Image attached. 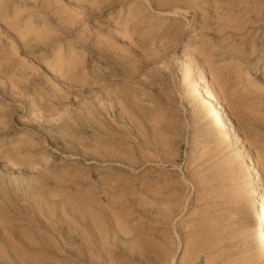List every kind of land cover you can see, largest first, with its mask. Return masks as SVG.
I'll list each match as a JSON object with an SVG mask.
<instances>
[{
    "label": "rangeland",
    "instance_id": "1",
    "mask_svg": "<svg viewBox=\"0 0 264 264\" xmlns=\"http://www.w3.org/2000/svg\"><path fill=\"white\" fill-rule=\"evenodd\" d=\"M156 1L0 0V213L19 232L39 228L38 238H49L42 244L55 253L37 260L87 264L91 211L104 222L106 264H167L166 253L179 263L187 232L202 222L203 232L220 241L221 257L210 264H264L252 228L254 217L264 221V123L238 119L230 107L245 103L244 115L264 119V36L253 52L245 37L228 38V27L218 31L228 12L262 22L264 0H178L179 15L156 9ZM124 21L135 28L128 35ZM195 81L226 117V130L217 131L226 142L217 150L202 109L205 94L188 91ZM128 88L134 93L126 102ZM119 99L134 123L120 115ZM35 245L36 253L45 250Z\"/></svg>",
    "mask_w": 264,
    "mask_h": 264
},
{
    "label": "bare ground",
    "instance_id": "2",
    "mask_svg": "<svg viewBox=\"0 0 264 264\" xmlns=\"http://www.w3.org/2000/svg\"><path fill=\"white\" fill-rule=\"evenodd\" d=\"M152 1H154V0H149V2H152ZM242 1V0H241ZM247 1V0H246ZM92 2V1H91ZM156 3H157V5H159L156 9H159V10H162V11H167V12H171V13H173V14H175V15H179V14H181V11H180V9H181V6H179V2H178V0H168V2H164V0H160V1H156ZM167 3V4H166ZM221 3H223L222 1H221ZM255 3H257V2H255ZM254 3V5L252 4V5H250L251 6V9H255V8H257L258 7V5L257 4H255ZM249 4V3H248ZM218 5V4H217ZM227 5V4H226ZM225 5V6H226ZM232 5V4H231ZM228 6H230V5H228ZM233 6V5H232ZM231 6V7H232ZM95 7H96V5H95ZM101 7V6H100ZM170 7V8H169ZM91 8V7H90ZM248 8L250 9V7H248V6H246V8L244 9V10H248ZM261 8V7H260ZM92 9V8H91ZM223 9V8H222ZM88 10V9H87ZM171 10V11H170ZM221 11H223V10H221ZM224 12V11H223ZM249 12H250V10H249ZM208 14V13H207ZM248 14H250V13H248ZM252 14V13H251ZM254 14V13H253ZM237 15V14H236ZM264 15V14H263ZM218 16V15H217ZM253 17V16H252ZM237 17L234 15V14H231V13H229L228 12V18L227 19H224L223 21H224V23H226V24H224L221 28L219 27V29H218V31L219 32H221V31H224V29H225V27H228V33H229V36H228V38H233L234 39V37H237V38H239V37H241V38H243V37H245V38H243V39H241L242 41L241 42H243L242 44H249V43H252V51L253 52H255L256 51V48H255V41H257V39H258V37H261V36H264L263 34H264V20H262V22L260 21H254V20H248V19H241V20H237L236 19ZM254 18V17H253ZM263 19H264V16H263ZM16 22V21H15ZM204 23V22H203ZM161 25H162V23H161ZM253 29V30H252ZM121 30L124 32L123 34L124 35H128L130 32L129 31H133V30H135V28H132V29H130V28H128L127 27V22L126 21H124L123 22V24H122V28H121ZM252 30V31H251ZM256 31H258V33L260 32V34H257V33H255ZM218 32V33H219ZM227 32V31H226ZM19 33V32H18ZM224 33V32H223ZM200 34V33H199ZM116 35V34H115ZM257 36L255 39H253V41L251 42V38L252 37H254V36ZM22 38V37H21ZM24 39V38H23ZM159 39V38H158ZM174 39V38H173ZM26 40V39H25ZM24 40V41H25ZM38 40V39H37ZM37 40H35V41H37ZM162 40V39H161ZM34 41V42H35ZM144 41V40H143ZM39 42V41H38ZM41 42V41H40ZM160 42V41H159ZM222 42V41H221ZM30 43V42H29ZM39 44H41V43H39ZM47 44H48V42H47ZM158 44V43H157ZM210 44V43H209ZM225 45H223V46H228V45H230V43L228 42V41H226L225 43H224ZM49 45V44H48ZM197 46V45H196ZM203 47V46H202ZM229 53V52H228ZM190 55V54H189ZM187 56V55H186ZM182 57V56H181ZM195 57V56H194ZM187 58V57H186ZM209 58V57H208ZM189 59V58H188ZM256 59V58H255ZM192 61V60H191ZM55 62V61H54ZM69 62H72V60H68V63ZM132 63V62H131ZM181 63H185V60H181ZM193 63V62H192ZM204 64V63H203ZM202 65V64H201ZM218 65V64H217ZM227 65V64H226ZM195 66V65H194ZM256 66H258V63H252V67L254 68V67H256ZM71 67V66H70ZM129 67V66H128ZM217 67V66H216ZM195 68V67H194ZM205 68V67H204ZM207 68V67H206ZM132 69V68H131ZM208 69V68H207ZM227 69V68H226ZM238 69V68H237ZM215 70H217V69H215ZM167 71H168V69H167ZM208 71H209V69H208ZM233 71H235V68L233 67ZM262 72H264V65H263V68H262V70H261ZM80 72H81V70H80ZM96 72V71H95ZM56 73H58V72H55V74ZM59 73H61V72H59ZM82 73V72H81ZM100 73V72H99ZM166 73V72H165ZM164 73V74H165ZM233 73V72H232ZM232 73H228L229 75L230 74H232ZM214 74V73H213ZM228 74H227V76H228ZM240 74V73H239ZM197 75V74H196ZM206 75V74H205ZM129 76H130V74H129ZM138 76V75H137ZM194 76V75H193ZM213 76H215V75H213ZM231 76V75H230ZM64 77V76H63ZM132 77V76H131ZM135 77V76H134ZM168 78V77H167ZM208 78H209V76H208ZM213 78V77H212ZM247 78V77H246ZM97 79V77L95 76L94 77V80H93V78H92V80H91V82H90V85L92 84V83H94V81ZM99 80V79H98ZM144 80V79H143ZM215 80H216V78H215ZM247 80V79H246ZM65 81V80H64ZM209 81V80H208ZM239 81V80H238ZM258 81V80H257ZM52 82V81H51ZM247 82H248V80H247ZM252 82H254V81H252ZM146 83V82H145ZM182 84V83H181ZM203 84V83H202ZM222 84V83H221ZM238 84H240V83H238ZM237 84V85H238ZM98 85V84H97ZM145 85V84H144ZM252 85V84H251ZM224 86V85H223ZM204 87V86H203ZM67 88V87H66ZM180 88V87H179ZM190 88V90H188V91H190V93H193V94H205V103L203 104V107H202V109H203V111H205V113H207L208 114V116H209V118H208V122H207V126H208V134L209 135H211L212 136V140H213V143H214V150H217V149H219V147L220 146H222L226 141V139H224V137H225V135L224 134H218V130H220L222 127H223V131L224 130H226V128H227V125H226V121L224 120L225 118H222V113H221V110L219 109V106L217 105V103L215 102V96H213L212 94H211V92H208V91H202V85H200V83H199V81H195L194 83H193V85L191 86V87H189ZM144 89V88H143ZM235 89H236V87H235ZM60 90V89H59ZM64 90V89H63ZM185 90V89H184ZM248 90V89H247ZM187 91V90H186ZM239 91V90H238ZM243 91H245L244 89H243ZM133 93H134V90L133 89H127V92H125L124 93V98H125V101L126 102H128V101H130L131 100V96L133 95ZM180 93V92H179ZM236 93H237V91H236ZM239 93V92H238ZM112 96V95H111ZM252 96V95H251ZM144 97V96H143ZM145 97H147V96H145ZM144 97V98H145ZM140 98H142V97H140ZM139 98V99H140ZM146 99V98H145ZM145 99H144V101H145ZM170 99V98H169ZM252 99V98H251ZM250 99V100H251ZM133 100V99H132ZM143 100V99H142ZM235 99H234V97H233V101H234ZM237 100V99H236ZM249 100V99H248ZM162 101H164V100H162ZM254 101V100H253ZM104 102V101H103ZM142 102V101H141ZM140 102V103H141ZM247 102V101H246ZM252 102V101H251ZM143 103V102H142ZM141 103V104H142ZM253 103V102H252ZM109 104V103H108ZM141 104H139L140 106H141ZM147 104V103H146ZM243 104H245V103H243ZM243 104L242 103H238V102H233V104H232V106H230V107H232V110H233V113L238 117V119H244L245 120V122H249V124H252V122L253 121H255V122H257V123H260V124H262V123H264V119H250L249 117H247L246 115H244L243 113H242V111H241V107L243 106ZM248 104V103H247ZM254 104V103H253ZM255 104H256V101H255ZM100 105H102V104H100ZM115 106L117 105V109H118V111L120 112V115L123 117V119L124 118H126V119H128V120H130V122H132V123H134L135 122V117H134V115H132V113H131V111L129 110V107L130 106H128V103L126 104V103H124V102H122V100L121 99H119V100H117V102H116V104H114ZM124 105H125V107H124ZM148 105V104H147ZM170 105H172L171 103H170ZM143 106V105H142ZM251 106V105H250ZM144 107V106H143ZM142 107V108H143ZM134 108V107H133ZM148 108V107H147ZM151 108V107H150ZM113 109V108H112ZM140 109V108H139ZM112 111V110H111ZM143 111V110H142ZM151 111V110H150ZM224 111V110H223ZM113 112V111H112ZM115 112V111H114ZM119 112H117V115H118V113ZM148 112H149V110H148ZM162 112V111H161ZM247 112V111H246ZM261 112V111H260ZM110 113V112H109ZM108 113V114H109ZM254 113V112H253ZM114 114V113H113ZM116 114V113H115ZM135 114H136V112H135ZM137 114H138V112H137ZM140 114V113H139ZM161 114V113H160ZM159 114V115H160ZM262 114V113H261ZM116 115V116H117ZM158 115V116H159ZM254 115V114H253ZM259 115V114H258ZM140 116V115H139ZM154 116V115H153ZM176 116V115H175ZM246 116V117H245ZM255 116V115H254ZM108 117H109V115H108ZM148 117H149V115H148ZM202 116H200V118H201ZM144 118V117H143ZM157 118V117H156ZM159 118H160V116H159ZM158 118V119H159ZM178 118V117H177ZM205 119H206V117H204ZM256 118V117H255ZM137 119V118H136ZM149 119V118H148ZM171 119V118H170ZM157 120V119H156ZM161 120H163V119H161ZM160 119H159V121H161ZM166 120V119H165ZM199 120H201V119H199ZM198 120V121H199ZM227 120V119H226ZM126 121V120H125ZM164 121V120H163ZM170 121V120H169ZM176 121V120H175ZM143 122H144V120H143ZM147 122V121H146ZM145 122V123H146ZM152 122V121H151ZM128 123V122H127ZM126 123V126L128 125ZM137 123V122H136ZM155 123H157V122H155ZM159 123V122H158ZM162 123V122H161ZM161 123H159L158 125H160ZM177 123H178V121H177ZM228 124V123H227ZM146 125V124H145ZM149 125H152V124H149ZM193 125H196V124H193ZM125 126V127H126ZM130 126V125H129ZM154 126V125H153ZM198 126V125H197ZM147 127V126H146ZM152 127V126H151ZM234 127H235V125H234ZM127 128V127H126ZM159 128V127H158ZM167 128V127H166ZM130 129H132V131H133V128H130ZM148 129V128H147ZM236 130H237V128H236ZM256 130V129H255ZM151 131H153V134L155 133V129L153 128ZM250 131V130H249ZM248 131V132H249ZM258 132V131H257ZM134 133V132H133ZM151 133V132H150ZM202 133V132H201ZM234 135V134H233ZM241 135V134H240ZM139 136V135H138ZM159 136V135H158ZM165 136V135H164ZM198 136V135H197ZM258 136V135H257ZM263 136V135H262ZM147 137V136H146ZM172 137V136H171ZM151 138V137H150ZM153 138H155V137H153ZM165 138V137H164ZM242 138V137H241ZM252 138V137H251ZM263 138V137H262ZM140 139V138H139ZM152 139V138H151ZM195 139V138H194ZM235 139V138H234ZM149 140V139H148ZM155 140H156V138H155ZM164 140V139H163ZM252 140V139H251ZM154 141V140H153ZM152 141V142H153ZM157 141V140H156ZM259 141V140H258ZM158 142V141H157ZM235 142H236V140H235ZM141 143V142H140ZM150 143V142H149ZM170 143V142H169ZM154 144V143H153ZM159 144L162 146L163 145V143L161 142V140H160V142H159ZM168 144V143H167ZM169 145V144H168ZM166 146V145H165ZM249 146H251V145H249ZM107 147V146H106ZM154 147V146H153ZM109 148V147H108ZM147 148V147H146ZM155 148V147H154ZM169 148H170V146H169ZM140 149V148H139ZM138 149V150H139ZM144 149V148H143ZM159 149H160V147H159ZM202 149V148H201ZM205 149V148H204ZM161 150H162V148H161ZM152 151V150H151ZM157 151V150H156ZM167 151V150H166ZM202 150H200V152H201ZM207 151V150H206ZM241 151V150H240ZM239 151V152H240ZM164 152V151H163ZM148 153H150V152H148ZM243 153V152H242ZM109 154V153H108ZM118 154V153H117ZM161 154V153H160ZM206 154V153H205ZM208 154H210V153H208ZM240 154H241V152H240ZM244 154V153H243ZM151 155V154H150ZM150 155H149V157H150ZM201 155H203V154H201ZM171 156V155H170ZM119 157V156H118ZM155 157V156H154ZM153 157V158H154ZM160 157V156H159ZM161 157H162V155H161ZM166 157V156H165ZM240 157H241V155H240ZM121 158V157H120ZM140 158V157H139ZM151 158V157H150ZM156 158V157H155ZM171 158V157H170ZM245 158V157H244ZM160 159V158H159ZM243 159V158H242ZM142 160V159H141ZM148 160V159H147ZM155 160H157V159H155ZM166 160V159H165ZM169 159H167V161H168ZM170 160H172V159H170ZM247 160V159H246ZM139 161H140V159H139ZM166 161V162H167ZM173 161V160H172ZM171 161V162H172ZM253 161V160H252ZM144 162V161H143ZM165 162V161H164ZM165 162V163H166ZM258 162V161H257ZM159 163H160V161H159ZM248 164V163H247ZM129 165V164H128ZM189 167V166H188ZM249 167V166H248ZM191 168V167H190ZM248 170V169H247ZM250 170V169H249ZM150 171V170H149ZM144 172V171H143ZM250 172V171H249ZM143 174V173H142ZM254 174V173H253ZM161 175V174H160ZM160 175H158V176H160ZM139 176V175H138ZM157 176V175H156ZM136 178V177H135ZM159 179V178H158ZM169 180V179H168ZM254 180V179H253ZM252 180V181H253ZM143 181V180H142ZM160 182V181H159ZM173 182L175 183V181L173 180ZM134 183V182H133ZM178 183V182H177ZM149 185V184H148ZM147 185V186H148ZM165 185H166V183H165ZM146 186V187H147ZM161 186H162V184H161ZM177 186H178V184H177ZM183 186V185H182ZM139 187V186H138ZM138 187H137V189H138ZM145 187V186H144ZM151 187V186H150ZM155 187V186H154ZM154 187H151V189L153 190L154 189ZM159 187V186H158ZM158 187H155V188H157V190L156 189H154V190H156V191H159L158 189H160V187L158 188ZM163 187V186H162ZM161 187V188H162ZM168 187V186H167ZM148 188H149V186H148ZM147 188V189H148ZM141 190V189H140ZM152 190H150V191H152ZM165 190V189H164ZM169 190V189H168ZM142 191V190H141ZM143 192L145 193V191L143 190ZM155 192V191H154ZM126 193H127V191H126ZM132 193V192H131ZM131 193H127V194H130L131 196H132V194ZM135 193V192H134ZM168 193V192H167ZM140 194V193H139ZM146 194V193H145ZM130 195H128V196H130ZM156 195H161V194H156ZM155 195V193H154V196H156ZM167 195V194H166ZM184 195V194H183ZM142 196H143V194H142ZM136 197V196H135ZM138 197H140L139 195H138ZM138 197L136 198V199H138ZM148 197V196H147ZM160 197V196H159ZM162 197V196H161ZM197 197H199L200 198V196H197ZM196 197V198H197ZM132 198V197H131ZM142 198V200H143V197H141ZM141 198H139L137 201H139ZM144 198H145V196H144ZM163 198V197H162ZM166 199L168 198V195H167V197H165ZM185 198V197H184ZM46 199V198H45ZM50 199V198H49ZM135 199V200H136ZM257 199V198H256ZM147 200V199H146ZM154 200H156L157 201V199H154ZM163 200H165V199H163ZM162 200V201H163ZM199 200V199H198ZM144 201V200H143ZM142 201V202H143ZM149 201V200H148ZM161 201V200H160ZM183 201H185V200H183ZM165 202V201H164ZM164 202H162V204H165ZM136 203H138V202H136ZM178 204H179V202H177ZM134 204H135V202H134ZM149 204H151V202H149ZM148 203H147V206L149 205ZM102 205V204H101ZM138 205H139V207H137V208H143V206H145L146 207V205H145V203H143L142 204V206H140L141 205V203L139 202L138 203ZM175 205V204H174ZM177 205V204H176ZM181 204H179V206H180ZM184 205H185V203H184ZM136 206H137V204H136ZM136 206H134L135 208H136ZM170 206V205H169ZM262 206V205H261ZM103 207V206H102ZM159 207H164V206H160V204H159ZM177 207V206H176ZM181 207V206H180ZM184 207V206H183ZM204 207H205V205H204ZM204 207H202V209L204 208ZM207 207V206H206ZM86 208V207H85ZM166 208V207H165ZM212 208V207H211ZM160 210H161V208H159ZM162 209H164V208H162ZM167 209V208H166ZM184 209V208H183ZM195 209V208H194ZM165 210V209H164ZM178 210V209H177ZM208 209H206L205 208V210L204 211H207ZM137 211V210H136ZM163 211V210H162ZM168 210H166V213L169 215V212H167ZM210 211V210H209ZM106 212V211H105ZM216 212V211H215ZM46 213V212H45ZM86 213V212H85ZM88 214H87V226H88V230H87V232H88V237H89V245H88V248L87 249H85V247H84V249L85 250H87V252H85L87 255V260H86V262H87V264H106V261H105V256H106V254L107 253H109V251H108V249L110 248V246L108 247V245H107V235H106V230H105V227H104V222H103V220L101 219V217H99V216H95V214L93 213V212H91V211H88L87 212ZM107 213V212H106ZM165 213V212H164ZM172 213V212H171ZM201 213V212H200ZM207 213V212H206ZM39 214V213H38ZM78 214V213H77ZM202 214H203V212H202ZM20 215V214H19ZM18 215V216H19ZM79 215V214H78ZM110 215V214H109ZM157 215V214H156ZM199 215V214H198ZM205 215V214H204ZM263 215V218L262 219H264V214H262ZM261 215V216H262ZM40 216V215H39ZM166 216V215H165ZM170 216V215H169ZM63 217V216H62ZM80 217V216H79ZM163 217V216H162ZM64 218V217H63ZM155 218H157V216L155 217ZM166 218V217H165ZM261 218V217H260ZM113 219V218H112ZM41 220H43V219H41ZM66 220V219H65ZM67 220H69L68 218H67ZM116 219H114L113 220V222L115 221ZM153 220H154V218H153ZM159 220H160V218H159ZM167 220V219H166ZM205 220V219H204ZM44 221V220H43ZM162 221V220H161ZM199 221H202V220H197V222L195 221L194 223H198ZM219 221V220H218ZM153 222V221H152ZM163 222V221H162ZM161 222V223H162ZM227 222V221H226ZM11 223V222H10ZM14 223H16V222H14ZM68 223V222H67ZM156 223V222H155ZM170 223V222H169ZM193 223V224H194ZM200 223V222H199ZM215 223V222H214ZM26 224V223H25ZM33 224V223H32ZM46 224V223H45ZM48 224V223H47ZM157 224H158V222H157ZM180 224V223H179ZM212 224H213V221H212ZM153 225V224H152ZM156 225V224H155ZM169 225H171V224H169ZM194 225H196V224H194ZM46 226H48V225H46ZM115 226V225H114ZM114 226L112 227V229L114 228ZM157 226V225H156ZM189 226V225H188ZM204 226H207V222L206 223H200V224H197L196 226H193L192 228H190V231H188L187 232V235L186 234H184V235H186L187 237H186V239L184 240V242L185 243H183L184 244V246H183V251H182V253H181V256H180V254H179V258H180V260H179V263H176V262H173V259H174V256L175 255H173V254H171V253H166L164 256H163V258H162V260L164 259V257H165V262L167 263V264H193V259H194V257H196V258H199L200 256H201V254L202 255H204V260L205 261H203V264H210V263H213L214 261H216L215 259L219 256V253L218 254H216L217 253V246L219 245V242L220 241H217V239L215 238V236L214 235H216V234H214L213 232L214 231H212V232H203V228H204ZM30 227V226H29ZM109 227V226H108ZM116 227V226H115ZM160 227V226H159ZM203 227V228H202ZM16 228V227H15ZM14 227H12V225H10L9 224V221L7 220V217L5 216V215H3L2 213H0V264H33L34 262V264H40V262H43V264H48L47 262H45V261H40V260H37V259H35L36 257H42V258H39V259H42V260H44V259H46V261H47V257L49 258V259H51L52 258V255L55 253V252H53V250L52 249H48V248H46V246L44 245V244H42V243H45V241H47L46 240V238H41L42 240H40L38 237H43L42 235H41V233H40V229L39 228H29V229H31V230H29V235L26 233H24V232H26V231H21V232H19V228L20 227H17V229H15ZM23 228V227H22ZM46 228V227H45ZM117 228V227H116ZM164 228V227H163ZM162 228V229H163ZM170 229H171V226L169 227ZM168 228V229H169ZM200 228H202V230H200ZM252 228H253V232H254V234H255V236L257 237V239L261 242V246H262V249L264 250V221L262 222V221H260V220H258L256 217H254V220H253V225H252ZM252 228H251V230H252ZM119 229V228H118ZM122 229V228H121ZM121 229H119V230H121ZM124 229H125V227H124ZM184 229H186V228H184ZM221 229V228H220ZM119 230H117L118 232H119ZM154 230V229H153ZM152 230V233L154 232ZM209 230V229H208ZM52 231V230H51ZM123 232H124V234H126L127 236L129 235V234H127V232L125 233V230H122ZM17 232H19L18 234H17ZM121 232V231H120ZM122 232V233H123ZM151 232V231H150ZM161 232V231H160ZM222 232V231H221ZM216 233V232H215ZM160 234V233H159ZM163 234V233H162ZM86 235V234H85ZM113 235V234H112ZM114 235H115V233H114ZM154 236H155V234H153ZM152 235V236H153ZM51 236V235H50ZM132 236V235H131ZM134 236V235H133ZM140 236V235H139ZM156 236H157V234H156ZM169 236V235H168ZM167 236V237H168ZM72 237V236H71ZM87 237V238H88ZM114 239H115V237L116 236H112ZM111 237V238H112ZM159 237H161V235L160 236H158V237H156V238H159ZM165 237V236H164ZM166 237V239H168V241L167 240H165V242L167 241V246H169L168 244H169V240L171 241V239H170V237H168L167 238ZM217 237V236H216ZM163 238V237H162ZM44 239H45V241H44ZM109 239V238H108ZM138 239V238H137ZM163 239H165V238H163ZM83 240V239H82ZM81 240V241H82ZM222 240V239H221ZM26 241V242H25ZM49 241V240H48ZM110 241H112L111 239H110ZM131 241V240H130ZM150 241V240H149ZM224 241V240H223ZM227 240H225V242H226ZM25 242V243H24ZM50 242V241H49ZM49 242H46V245H50L51 244V242L49 243ZM84 242V241H83ZM83 242H80V243H83ZM132 242V241H131ZM159 242H161L160 240H159ZM228 242V241H227ZM38 244V245H40V246H42V247H44L45 248V250H43V248H40L41 250H43L46 254H43V253H40V252H43V251H39L38 253H36V251H38V250H34V249H32L31 247L33 246V247H39V246H37V245H35V244ZM48 243V244H47ZM123 243V242H122ZM153 243H155V242H153ZM163 243H164V241H163ZM180 243H181V240H180ZM62 244V243H61ZM84 244V243H83ZM135 244V243H134ZM35 245V246H34ZM162 245V244H161ZM52 246V245H51ZM83 246H85V245H83ZM139 246H140V244H139ZM152 246H153V244H152ZM156 246V245H155ZM164 246V245H163ZM50 247V246H49ZM53 247V246H52ZM94 247H96L97 249L96 250H94ZM122 247V246H121ZM131 247H135V246H131ZM66 248V247H65ZM155 248V247H154ZM160 248H161V246H160ZM55 249V248H54ZM71 250H73L72 248H70ZM121 249V248H120ZM156 249V248H155ZM158 250H159V248H157ZM226 249V248H225ZM129 250H130V248H129ZM141 250V249H140ZM162 250V249H161ZM166 250V249H165ZM181 250H182V248H181ZM96 251V252H95ZM128 251V250H127ZM132 251V250H131ZM157 251V250H156ZM160 251V250H159ZM226 251V250H225ZM33 252H35V253H33ZM76 252V251H75ZM139 252V251H138ZM143 253H144V251H142ZM141 252V253H142ZM150 252H153V251H151L150 250ZM165 252H167V250L165 251ZM165 252H159V253H161L160 255H162L163 253H165ZM220 252V251H219ZM132 253V252H131ZM135 253V252H134ZM225 253V252H224ZM36 254V255H35ZM64 254V253H63ZM76 254V253H75ZM127 254V253H126ZM139 254V253H138ZM151 254V253H150ZM221 254V253H220ZM34 255V256H33ZM77 255H78V253H77ZM110 255V254H109ZM109 255H107V258H110V256ZM111 255H113V254H111ZM115 255V254H114ZM135 255V254H134ZM218 255V256H217ZM222 255V254H221ZM228 255V254H227ZM226 255V256H227ZM85 256V257H86ZM148 256H151V255H148ZM152 256L154 257L155 256V254L153 255L152 254ZM113 257V256H112ZM143 257V256H142ZM142 257L140 258V260H143L142 259ZM156 257V256H155ZM219 257H221V256H219ZM137 258H139V256L138 257H136V259ZM146 258V257H145ZM148 258V257H147ZM229 258V257H228ZM57 259V258H56ZM112 259H114V257L112 258ZM111 258H110V262L109 263H111L112 260ZM134 259V258H133ZM218 259V258H217ZM116 260V259H115ZM154 260V259H153ZM158 261V259L156 258L155 260H154V262L155 261ZM161 259H160V261H162ZM220 260V259H219ZM230 260V259H229ZM228 260V261H229ZM108 261H109V259H108ZM117 261V260H116ZM156 261V262H157ZM219 262V261H218ZM222 262V261H221ZM220 262V263H221ZM226 262V261H225ZM231 262H233V261H231ZM230 262V263H231ZM113 263H116L114 260H113ZM158 263V262H157ZM164 263V262H163ZM226 263H229V262H226ZM234 263H235V261H234ZM233 264V263H232Z\"/></svg>",
    "mask_w": 264,
    "mask_h": 264
}]
</instances>
